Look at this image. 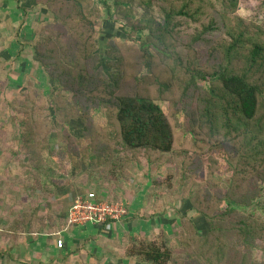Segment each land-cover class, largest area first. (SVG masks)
Wrapping results in <instances>:
<instances>
[{"label":"rangeland","instance_id":"374dc122","mask_svg":"<svg viewBox=\"0 0 264 264\" xmlns=\"http://www.w3.org/2000/svg\"><path fill=\"white\" fill-rule=\"evenodd\" d=\"M191 1L195 16L183 19L178 39L180 47L188 45L182 52L187 66L196 62L209 72L226 66L227 29L238 18L264 40V0ZM118 18L99 0L82 8L64 0H0V177L7 174L22 194L6 227L23 231L0 232V243L14 248L0 252V264H151L134 255L144 243L167 249L168 264H264V242L246 257L236 249L237 220L264 223V184L254 172V144L225 126L223 110L213 126L192 130L185 112L194 94L183 107L160 101L174 127V152L122 144L99 72L109 60L114 67L112 47L119 55L118 45L138 46L146 33L136 34L133 43L127 21ZM210 24L213 30L205 32ZM192 34L202 39L193 44ZM234 65L244 68L239 61ZM205 87L221 93L215 79ZM231 121L237 125L235 117ZM256 186L263 191L251 206L234 203L236 214L219 217L229 208L227 198L252 197ZM88 192L127 206L118 232L103 228L85 236L61 262H47L49 256L32 248L15 258L35 233L56 240L67 228L71 203Z\"/></svg>","mask_w":264,"mask_h":264},{"label":"trees","instance_id":"16d2710c","mask_svg":"<svg viewBox=\"0 0 264 264\" xmlns=\"http://www.w3.org/2000/svg\"><path fill=\"white\" fill-rule=\"evenodd\" d=\"M64 1L70 2L74 8H82L94 2V0ZM99 2L106 7L108 14L115 8L117 17L127 21L126 27L131 29V33L128 34L129 40L133 43L136 42L134 39L136 34L146 33V37L138 46L136 44L127 46L128 43L117 44L116 50H119V55L112 47V56H109V59L114 62V67L109 60L106 67H103L104 71L100 69L99 72L110 91L107 104L116 111L115 118L120 128L122 144L130 150L173 153L176 141L174 127L159 102L169 100L172 107L178 108L179 105L188 102L192 93L195 96L191 100V110L185 112V116L191 118L193 124L191 129L193 130L197 124L199 127L206 123L213 126L214 121H217L216 116L223 110L226 114L225 126L240 131L254 144L253 166L256 169L254 172L264 184L263 38L251 35L246 22L238 18L236 23L227 29L223 56L227 65L211 70V73L209 69L196 65V62L194 67L184 63L186 59L182 52L188 45L180 47L178 39L183 34V19H192L195 16L191 11V0H99ZM213 25L206 27L205 32L212 31ZM193 38V44H197L202 36L192 34ZM237 58L239 63L243 64V69L234 65V62L238 63ZM125 66L128 68H124ZM143 69H147L150 75L144 74ZM212 79L221 86L219 95L215 89L206 90L205 84ZM87 86V83H83V88ZM72 88H76L75 80ZM232 116L236 118L237 125L231 121ZM261 187L256 186L252 197L246 199L227 198L229 208L220 213L219 217L230 216L231 212L236 214L235 208L231 207L234 203L242 207L251 206L263 191ZM250 222H252L250 217L249 219L242 217L234 224L239 239L236 249L240 250L239 255L245 257L259 243L264 242V223L256 226ZM10 227H6L9 235L23 233ZM134 255L151 264H168L171 260L170 252L157 244L144 243Z\"/></svg>","mask_w":264,"mask_h":264},{"label":"crops","instance_id":"0c3cea01","mask_svg":"<svg viewBox=\"0 0 264 264\" xmlns=\"http://www.w3.org/2000/svg\"><path fill=\"white\" fill-rule=\"evenodd\" d=\"M8 178L9 176L7 174H2L0 177V232L1 233L3 232V229L6 228L8 222L11 220L12 215L16 213V208H17L16 204L18 200V195L22 196V194L17 193L19 189H17L16 186L10 185V181L8 180ZM19 193H21L20 190ZM68 212L66 213V220L68 217ZM121 224L122 221L114 224H110L109 226H98V225L89 224L85 226L73 227L71 229L65 228L60 233L57 234V239L52 241L49 240L45 235L41 234L42 237H40L37 233H35L33 234L34 238H29L28 243L25 242L26 245L25 248L23 245L21 247H18L19 252L15 254V258L16 259L22 258L24 251L26 253H30L31 252L30 249L32 248V250H35L36 254L38 255L44 254L45 256H49L47 257V262L50 261L55 263V261L57 260L61 262L64 261V259H66V256L71 254L73 245H75L76 243L81 244L85 236L88 235L95 236L98 234L100 230H103V228L109 230L111 232V233L108 232L109 234H114L116 233V231L118 232ZM136 224H137L136 227H138L139 226L138 223ZM59 239H63L65 242L64 248L62 249L58 248L57 245V241ZM22 242L24 241L22 240ZM6 245H8V243H6L5 241L3 243H0V252L9 251L12 253L14 248L13 247L12 249L11 247L8 248V246ZM8 263L11 264V260Z\"/></svg>","mask_w":264,"mask_h":264},{"label":"built area","instance_id":"2783aa9c","mask_svg":"<svg viewBox=\"0 0 264 264\" xmlns=\"http://www.w3.org/2000/svg\"><path fill=\"white\" fill-rule=\"evenodd\" d=\"M129 215L124 203L101 198L96 192L78 196L70 206L67 217V228L85 225L109 226L122 221ZM58 248H64L63 239L57 241Z\"/></svg>","mask_w":264,"mask_h":264}]
</instances>
